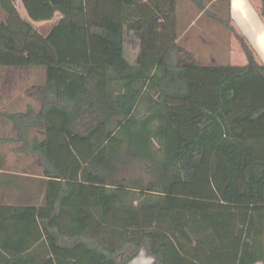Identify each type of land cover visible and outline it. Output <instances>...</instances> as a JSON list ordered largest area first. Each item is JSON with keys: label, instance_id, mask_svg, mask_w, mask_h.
Wrapping results in <instances>:
<instances>
[{"label": "trees", "instance_id": "16d2710c", "mask_svg": "<svg viewBox=\"0 0 264 264\" xmlns=\"http://www.w3.org/2000/svg\"><path fill=\"white\" fill-rule=\"evenodd\" d=\"M21 1L29 20L0 0V69L45 80L39 109L3 114L16 138L1 142L42 174L22 187L0 164V189L34 197L0 203L6 263L264 264V65L249 40L246 65H207L174 57L178 0ZM192 1L232 29L231 0L227 18ZM57 14L47 35L33 25Z\"/></svg>", "mask_w": 264, "mask_h": 264}, {"label": "rangeland", "instance_id": "374dc122", "mask_svg": "<svg viewBox=\"0 0 264 264\" xmlns=\"http://www.w3.org/2000/svg\"><path fill=\"white\" fill-rule=\"evenodd\" d=\"M202 1L211 11L221 13L224 18L228 17V0ZM237 2L239 11L234 10L239 21H234L233 19L231 21L232 29L229 30L207 16L202 15L201 18L197 19L201 15V10L192 0H178L177 17L179 25L181 24L178 32L179 35L185 33L177 44L178 48L174 53V57H180L179 54L185 51L191 53L202 64H216L220 66L246 65L248 59L237 36L239 34L244 35L243 29L250 35L253 42L264 55V19H261L262 24H257L256 20L252 19L250 13L247 12L243 1L238 0ZM250 3L258 17H261L260 0H250ZM22 11L27 15L23 6ZM59 18L60 14H57L51 21L34 22V24L36 27H40L41 32L47 33L49 27L53 26ZM239 24L243 26V29L240 28ZM244 36L246 37V35ZM139 44L138 38L132 35L127 37L125 56L132 64L136 63ZM257 56L260 61L258 54ZM44 80L45 74L42 69H0L1 172L8 176L7 179L22 185V187L30 184L33 185L32 179L41 177L42 170L40 169L38 159L22 151L19 143L1 142L4 139L16 138L12 132V124L3 114L24 112L29 106L39 109V104L37 103L38 92L34 85H41ZM31 188L34 191L35 187L32 186ZM33 200V195L27 190L23 189L20 191L18 187H14L13 189L4 187L0 189L1 203L5 201L10 203L32 202Z\"/></svg>", "mask_w": 264, "mask_h": 264}, {"label": "crops", "instance_id": "0c3cea01", "mask_svg": "<svg viewBox=\"0 0 264 264\" xmlns=\"http://www.w3.org/2000/svg\"><path fill=\"white\" fill-rule=\"evenodd\" d=\"M238 0H231V12H232V16H233V19H234V21L236 20V21H239L238 20V18L236 17V13H235V10L238 12L239 11V5H238V2H237ZM239 1H243V5H245V8H246V10H247V12L248 13H250V15L252 16V19H254V20H256V22H257V24H262V21H261V17H258V15L256 14V12H255V10H254V8H253V6L251 5V3H250V0H239ZM15 2H16V4H17V7H18V9H19V11H20V13H21V15L23 16V18H25L26 20H29V18H28V15H25L24 14V12L22 11V1L21 0H15ZM235 9V10H234ZM24 11H25V9H24ZM25 13H26V11H25ZM27 14V13H26ZM202 17V13H201V15L200 16H198V18L197 19H199V18H201ZM60 19V18H59ZM4 20V15H3V13L0 11V24H1V22ZM59 21V20H58ZM57 21V22H58ZM56 22V23H57ZM55 23V24H56ZM240 23V22H239ZM54 24V25H55ZM33 25L36 27V25L34 24V22H33ZM53 25V26H54ZM53 26H51V27H49V30L47 31V33H43V32H41V30H40V27H36L42 34H44V35H47L49 32H50V30L52 29V27ZM180 26V27H179ZM239 26H240V28L241 29H243V26L241 25V24H239ZM179 28H181V24L179 25V22H178V30H179ZM243 32H244V35H246V37L248 38V40L250 41V43H251V45L254 47V49L256 50V52H257V54L259 55V57H260V63L261 64H263L264 65V55L261 53V51L258 49V47L256 46V44L253 42V40H252V38L250 37V35L247 33V32H245V30L243 29L242 30ZM185 33V32H184ZM184 33H182V34H180V36H179V39H178V41H177V44H178V42L180 41V39L182 38V36H183V34ZM185 51H182V53H180L179 55H181V54H183ZM195 58V57H194ZM236 66V65H235ZM244 66V65H243ZM44 83V82H43ZM42 83V84H43ZM41 84V85H42ZM39 84H35L34 85V87H36V91L38 92V90H39V87L41 86V85H39ZM37 103H38V100H37ZM1 203V202H0ZM144 252H141L140 253V255L135 259V260H133L131 263H129V264H153V262H154V260L152 259V258H150V257H148L145 253V255L143 254ZM5 253H3V255L1 254V252H0V260H1V262H0V264H7L6 263V257H5ZM257 264H263V263H257Z\"/></svg>", "mask_w": 264, "mask_h": 264}]
</instances>
